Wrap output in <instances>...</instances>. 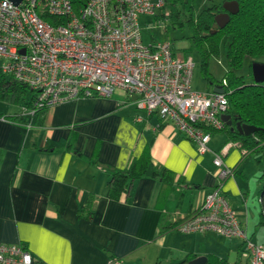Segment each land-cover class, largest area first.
<instances>
[{
  "label": "crops",
  "instance_id": "0c3cea01",
  "mask_svg": "<svg viewBox=\"0 0 264 264\" xmlns=\"http://www.w3.org/2000/svg\"><path fill=\"white\" fill-rule=\"evenodd\" d=\"M0 101L7 104L0 111V245L21 244L40 264H186L197 257L228 264L222 241L230 239L174 229L219 183L213 160L224 135L211 134L208 151L198 154L122 90L33 114L11 96ZM248 158L235 146L223 158L234 174L222 192L241 224ZM132 166L142 176L109 197L111 174ZM239 245L227 248L237 255Z\"/></svg>",
  "mask_w": 264,
  "mask_h": 264
},
{
  "label": "built area",
  "instance_id": "2783aa9c",
  "mask_svg": "<svg viewBox=\"0 0 264 264\" xmlns=\"http://www.w3.org/2000/svg\"><path fill=\"white\" fill-rule=\"evenodd\" d=\"M165 1L0 0V74L29 88L31 105L24 110L31 114L122 90L203 154L211 135L206 128L222 129L227 99L212 90L193 91L192 59L176 54L169 41L142 43L139 17H154ZM234 146L227 142L215 154L218 187L174 229L237 240L235 264H264V245L251 242L220 185L233 177L223 158ZM0 264L40 263L21 244H1Z\"/></svg>",
  "mask_w": 264,
  "mask_h": 264
},
{
  "label": "trees",
  "instance_id": "16d2710c",
  "mask_svg": "<svg viewBox=\"0 0 264 264\" xmlns=\"http://www.w3.org/2000/svg\"><path fill=\"white\" fill-rule=\"evenodd\" d=\"M191 2L192 0H166L163 7L166 9L165 14L154 15V20L158 23L161 17H167L173 29L187 25L190 30V39L201 60L203 76L211 87L223 89L227 99L226 115L230 116L232 127L224 124L220 130L206 128V132L224 135L225 143H236L244 154L252 157L255 163L261 166V174L258 178L261 188L258 193L260 212L257 226L264 227V84H255L253 81L246 84L244 77L235 74V71L242 67L245 58L253 62L257 58L264 57V0H223V3L236 2L238 12L236 15L229 16V22L224 28L216 30L212 29V25L214 17L223 12L222 4L212 5L194 17ZM223 40L227 42L225 53L227 70L221 81L217 82L208 72V61L212 56H219V46ZM249 75L252 76L250 68ZM28 92L31 91L26 86L0 74V99L11 96L17 102L23 101L24 107L28 108L31 105L30 101L24 100ZM236 123L253 126L257 130L249 136L239 135L234 128ZM141 176V173L135 171L133 166L124 171L112 173L107 195L117 198L127 190L132 180ZM158 177L163 182H170L163 175ZM224 181H221V186ZM217 187L218 185L213 189ZM225 263L217 258L207 259V264Z\"/></svg>",
  "mask_w": 264,
  "mask_h": 264
},
{
  "label": "rangeland",
  "instance_id": "374dc122",
  "mask_svg": "<svg viewBox=\"0 0 264 264\" xmlns=\"http://www.w3.org/2000/svg\"><path fill=\"white\" fill-rule=\"evenodd\" d=\"M223 4V0H192V13L194 17L204 9L211 7L212 5ZM166 9L161 8L156 11V15L165 14ZM139 24L141 27V38L143 44H149L151 42H159V41H169L172 44L173 51L176 54H180L181 56L191 57L193 63V70L191 75V88L195 92L204 93L211 91L213 87H211L206 78L203 76L201 66H200V57L196 51V48L193 45V42L190 39V30L187 25H183L181 28H172L170 26V21L167 17H161L160 21L156 23L154 17L148 16H140ZM227 49V42L223 40L219 46V56H212L208 61V72L213 77V79L217 82H220L223 75L227 70L226 62H225V53ZM258 63L264 65V57L257 58L255 61L250 62L248 58L244 59L242 67L235 71L237 76L244 77V81L246 84L251 83L252 76L249 75V68L251 69L252 64ZM31 95L28 92L24 96V100L28 101ZM136 98V97H135ZM22 102V101H21ZM23 103V102H22ZM7 104L5 102L0 101V111L5 112ZM246 169L245 175L246 179L243 180L247 189L246 194V210H247V220L246 223H243V227L246 229L248 235L250 236V240L254 244H264V227L257 226L258 215L260 212V205L258 202V193L261 188L258 183L259 172L261 174V167L255 163L253 159H247L245 161ZM245 207L243 206L242 210ZM178 238H181L179 234ZM215 242V246H221L220 242L222 240H218L216 238L213 239ZM237 240H224L225 248L224 258L228 262V264H235L237 255L233 247L231 250L227 248V243H234ZM233 245V244H232ZM211 246L210 244L208 245ZM218 249V248H217Z\"/></svg>",
  "mask_w": 264,
  "mask_h": 264
},
{
  "label": "water",
  "instance_id": "95a60500",
  "mask_svg": "<svg viewBox=\"0 0 264 264\" xmlns=\"http://www.w3.org/2000/svg\"><path fill=\"white\" fill-rule=\"evenodd\" d=\"M14 5H18L20 0H10ZM223 12L217 14L214 17V24L212 25V29H222L229 22L230 15H236L238 12V5L236 2H225L222 4ZM251 74L252 79L255 84H264V65L254 63L251 66ZM212 92L216 94H222L223 89L221 87L212 88ZM220 119L222 122L228 127H232V120L228 115H221ZM235 130L239 133V135L249 136L254 133L257 128L249 125H240L236 123L234 126ZM233 130V128H232ZM186 264H207L206 257H197Z\"/></svg>",
  "mask_w": 264,
  "mask_h": 264
}]
</instances>
